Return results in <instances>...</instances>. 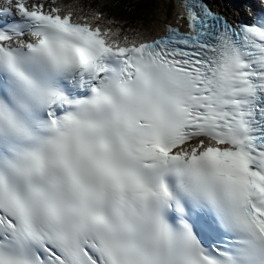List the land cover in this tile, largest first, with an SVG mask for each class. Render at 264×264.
Instances as JSON below:
<instances>
[{"label":"snow or ice","instance_id":"obj_1","mask_svg":"<svg viewBox=\"0 0 264 264\" xmlns=\"http://www.w3.org/2000/svg\"><path fill=\"white\" fill-rule=\"evenodd\" d=\"M259 4L122 42L0 0V264H264Z\"/></svg>","mask_w":264,"mask_h":264},{"label":"bare ground","instance_id":"obj_2","mask_svg":"<svg viewBox=\"0 0 264 264\" xmlns=\"http://www.w3.org/2000/svg\"><path fill=\"white\" fill-rule=\"evenodd\" d=\"M234 1H236L240 12L243 15H245L244 12H243V7H242L243 5L240 3L241 0H234ZM67 2L69 4V6H71V7H77V9L82 6V3H80V0H68ZM106 3L109 6H111V7L116 6V3L113 2V1H111V0H107ZM135 17L136 18H134V19H135L136 23L133 24L132 27L135 28V29H139L140 28V24L138 22L137 16H135ZM161 17L167 18V16H165V15H162ZM165 21L166 20L165 19H162V18L157 19L155 21V24H154V26L152 28H147V29L142 30L141 31V34H143V35H149V36H155V35L159 34L160 32H163V27L165 25L164 24Z\"/></svg>","mask_w":264,"mask_h":264},{"label":"rangeland","instance_id":"obj_3","mask_svg":"<svg viewBox=\"0 0 264 264\" xmlns=\"http://www.w3.org/2000/svg\"><path fill=\"white\" fill-rule=\"evenodd\" d=\"M93 1V0H90ZM95 1V0H94ZM107 0H97L95 3L97 4V7L102 8L103 5L106 4ZM112 1V0H111ZM173 0H158L159 2V7L156 10L155 14L151 17V19L148 21L149 24H154L156 19L163 15H166L167 17H171L173 14V8L174 5L171 3ZM220 5L225 7V8H230V5L224 2V0H220ZM225 3V4H223Z\"/></svg>","mask_w":264,"mask_h":264},{"label":"trees","instance_id":"obj_4","mask_svg":"<svg viewBox=\"0 0 264 264\" xmlns=\"http://www.w3.org/2000/svg\"><path fill=\"white\" fill-rule=\"evenodd\" d=\"M125 4L135 14L142 12L145 7V3L133 2V0H126Z\"/></svg>","mask_w":264,"mask_h":264}]
</instances>
